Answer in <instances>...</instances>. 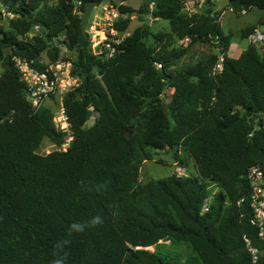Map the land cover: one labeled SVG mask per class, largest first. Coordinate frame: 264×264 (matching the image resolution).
Segmentation results:
<instances>
[{"label":"trees","instance_id":"1","mask_svg":"<svg viewBox=\"0 0 264 264\" xmlns=\"http://www.w3.org/2000/svg\"><path fill=\"white\" fill-rule=\"evenodd\" d=\"M89 1L115 0H0V15L14 14L8 30L0 27V264H264L247 178L264 165V45L232 57L219 0L193 13L188 0H144L138 10L116 6L123 17L115 27L128 36L114 57L96 56L81 30ZM228 8L262 13L243 39L264 26V0H228ZM135 14L166 21L169 31L148 22L129 32ZM196 43L223 47L222 72L214 73L218 52L176 67ZM61 47L82 80L64 95L73 129L66 151L56 112L32 107L12 61H56ZM91 108L97 116L86 127ZM45 141L56 149L41 153ZM159 152L196 172L141 182ZM245 235L259 248L256 263ZM168 242L189 254H164Z\"/></svg>","mask_w":264,"mask_h":264},{"label":"built area","instance_id":"2","mask_svg":"<svg viewBox=\"0 0 264 264\" xmlns=\"http://www.w3.org/2000/svg\"><path fill=\"white\" fill-rule=\"evenodd\" d=\"M153 4L151 8H153ZM189 2H186V10H189ZM195 10V8H194ZM230 11L232 9L229 8ZM196 11V10H195ZM195 11L190 10V13ZM3 15H8L13 18L14 14L2 10ZM246 13V11H243ZM123 17L119 8L110 4H102L101 24L96 27L87 26V33L90 37L91 51L96 56H105L112 58L120 52V46L128 33L121 32L115 27V23ZM148 18L151 17L149 16ZM152 21V20H151ZM104 26V28L102 27ZM101 27V28H100ZM40 28L36 26L34 31L29 35L33 36ZM190 42L189 38L181 40L182 44ZM249 45H264V32L257 29L246 38ZM214 43L219 44L220 40L217 37ZM218 57L214 66V73L222 72L224 57L223 47L217 48ZM21 81L25 85L26 98L33 108L39 109L47 100L57 99L59 102L58 111L54 116V124L58 132L65 134L66 140L62 145V150L66 151L73 140V129L69 121V117L64 107V95L69 92H74L82 85V80L79 76L73 73L74 62L71 59H58L56 61L49 60L46 56H41L37 61V66L22 57H14L12 59ZM161 65H158L160 68ZM2 70L0 68V77ZM173 92V91H172ZM165 99L166 95L163 94ZM93 111V108H91ZM96 114L93 118H96ZM3 122V120L1 121ZM264 127V118H263ZM252 136V134H251ZM175 172L178 176H188L189 173L185 166L179 163H174ZM250 182V207L252 210L251 224L257 230V235L260 238L264 237V165L252 166L247 174ZM243 201V200H242ZM210 199H207L203 205L202 212L208 211ZM247 250L256 263L259 257V248L254 243L253 239L247 235L244 237Z\"/></svg>","mask_w":264,"mask_h":264},{"label":"rangeland","instance_id":"3","mask_svg":"<svg viewBox=\"0 0 264 264\" xmlns=\"http://www.w3.org/2000/svg\"><path fill=\"white\" fill-rule=\"evenodd\" d=\"M143 1L144 0H124V1L115 0L113 2H110V4H113L114 6L123 4L126 6H130L135 10H138L141 4L143 3ZM188 2H189V7H188L189 10L187 11L190 12V10L192 11H195L196 9L200 10L201 6L199 5L202 4L203 0H188ZM226 3H228V0L218 1L216 2L215 7H216V12L218 14V19L219 21L221 20L220 23L222 25L223 30L230 37L229 54L233 57L241 54V52H239L240 49H237V51L234 50L235 48H238V45L242 44L243 47L247 46V41L242 37V29L254 23H257L262 13L260 10L254 8L249 12H246L245 14L238 15L237 13H233L232 11H230L227 5L224 6V4ZM79 14L82 15V13ZM101 17H102V5L96 7L93 10L88 26L96 27L99 24H101V20L99 19ZM10 18L11 17H9L8 15L5 16L2 13L0 15V27L4 28V30H8L9 29L8 21ZM147 20L144 19V21H142L139 18V15L135 14L132 17V23L129 27V32H132L137 26L141 25L142 23H148V22H149L148 24L156 32L160 30L166 32L169 31L168 22L166 21L153 22L151 20L149 21ZM102 27L104 28L103 25ZM259 29L264 32V26H260ZM189 43L190 42L188 41L182 44V42L180 41L178 42V45L186 46ZM8 51L11 52L10 49H8ZM215 54H217V51L212 44L196 43L190 46L189 53L186 56H184L183 58L177 61L176 67L180 68V67L192 65L199 61H204ZM61 56L62 58L65 59L73 58V55L70 52H68L65 47H61ZM0 68L2 69L1 63H0ZM167 94L170 96V94H172V90H170V92ZM43 105L48 106L52 108L54 112H57L59 107V102L57 99H52V100H47ZM94 120L95 118L92 117L90 121L86 124L87 125L86 127L91 126L94 123ZM55 149H56L55 145L51 144L48 141H45V143L41 148V153L48 154ZM162 160L165 162L162 163L161 162ZM174 167L175 165L174 163H172L170 159V155L166 154L165 152H159L155 160L147 161L145 163L144 168L142 170L140 181L145 182L147 180L160 179L170 176L175 172ZM187 168H188V173H191V170H193L194 168L193 164L191 163L190 165L187 166ZM148 250L155 251V247H152ZM161 251H163L164 254L179 255L180 257H186L190 252V250L186 246L177 247L175 245H171L169 242L166 243L164 246H162Z\"/></svg>","mask_w":264,"mask_h":264},{"label":"water","instance_id":"4","mask_svg":"<svg viewBox=\"0 0 264 264\" xmlns=\"http://www.w3.org/2000/svg\"><path fill=\"white\" fill-rule=\"evenodd\" d=\"M81 1V0H79ZM98 7L97 3L94 2V1H89L85 4V9H84V12L82 14V18H81V30H82V33L84 35L87 36V26L89 24V20H90V17L93 13V10ZM8 49H11L10 47L8 48H5V55L8 56L10 53L7 51ZM92 116V111H89L88 112V117L91 118Z\"/></svg>","mask_w":264,"mask_h":264},{"label":"crops","instance_id":"5","mask_svg":"<svg viewBox=\"0 0 264 264\" xmlns=\"http://www.w3.org/2000/svg\"><path fill=\"white\" fill-rule=\"evenodd\" d=\"M219 1H221V0H219ZM225 5H227L228 6V3H226V4H224V6ZM224 14V13H223ZM220 22H221V20H220ZM259 29V28H258ZM260 30V29H259ZM246 40V39H245ZM247 47H248V44H247V46L246 47H243L242 46V44H240V45H238V48H235L234 50L235 51H237V49H240V51L239 52H242V51H244L245 49H247ZM239 55H237V56H233V57H238ZM147 162V161H146ZM194 167V166H193ZM174 169H175V167H174ZM186 169H187V171H188V168L186 167ZM196 172V170H195V168H193V170H191V173H195ZM190 174V173H189Z\"/></svg>","mask_w":264,"mask_h":264}]
</instances>
